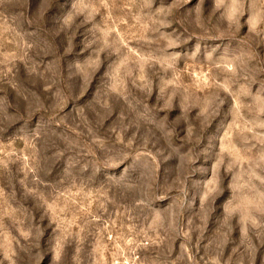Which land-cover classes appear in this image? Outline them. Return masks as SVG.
I'll return each instance as SVG.
<instances>
[{
    "label": "rangeland",
    "instance_id": "1",
    "mask_svg": "<svg viewBox=\"0 0 264 264\" xmlns=\"http://www.w3.org/2000/svg\"><path fill=\"white\" fill-rule=\"evenodd\" d=\"M0 264H264V0H0Z\"/></svg>",
    "mask_w": 264,
    "mask_h": 264
}]
</instances>
